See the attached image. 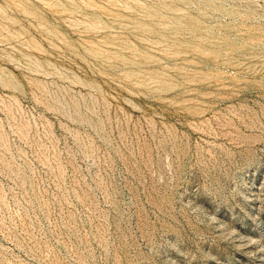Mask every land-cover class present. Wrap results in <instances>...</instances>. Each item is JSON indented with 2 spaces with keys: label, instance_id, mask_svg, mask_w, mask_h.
I'll return each mask as SVG.
<instances>
[{
  "label": "rangeland",
  "instance_id": "374dc122",
  "mask_svg": "<svg viewBox=\"0 0 264 264\" xmlns=\"http://www.w3.org/2000/svg\"><path fill=\"white\" fill-rule=\"evenodd\" d=\"M0 264H264V0H0Z\"/></svg>",
  "mask_w": 264,
  "mask_h": 264
}]
</instances>
